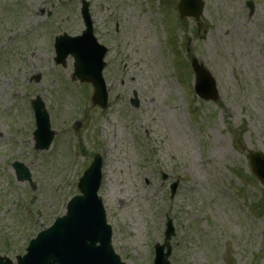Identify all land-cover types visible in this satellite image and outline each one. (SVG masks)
Wrapping results in <instances>:
<instances>
[{
  "label": "rangeland",
  "instance_id": "374dc122",
  "mask_svg": "<svg viewBox=\"0 0 264 264\" xmlns=\"http://www.w3.org/2000/svg\"><path fill=\"white\" fill-rule=\"evenodd\" d=\"M83 1L0 0V255L17 264L66 214L100 154V196L123 261L153 264L171 218V264H264V186L249 160L264 154V0H202L198 21L180 19L179 0H86L109 49L106 110L72 79V58L55 63V37L85 29ZM193 61L215 79L217 101L197 97ZM37 96L55 132L43 151ZM14 162L34 189L17 181Z\"/></svg>",
  "mask_w": 264,
  "mask_h": 264
},
{
  "label": "water",
  "instance_id": "95a60500",
  "mask_svg": "<svg viewBox=\"0 0 264 264\" xmlns=\"http://www.w3.org/2000/svg\"><path fill=\"white\" fill-rule=\"evenodd\" d=\"M251 10L253 5L250 4ZM179 13L181 19L194 18L199 20L204 10L202 0H180ZM82 16L86 30L80 37L67 35L57 40V62L65 65L69 55L75 60L74 79L92 83L95 89L93 101L103 108L108 104V93L102 72L106 49L98 44L93 32V23L89 5L83 2ZM196 74L195 91L205 100H218V91L214 78L199 63H193ZM138 105V100L134 102ZM35 110L37 131L35 138L37 149H49L55 133L51 131L50 115L40 98L32 102ZM254 175L264 185V155H250ZM18 178L21 181H31L28 169L15 164ZM103 159L97 155L91 167L85 172L79 182L82 196L74 197L68 204L67 216L59 218L55 225L41 233L37 240L31 242L29 254L18 258L20 264H123L111 246L112 229L107 225L103 202L98 197L102 184ZM167 180L168 176L163 175ZM179 183L172 185L174 196ZM176 235L173 221L168 219L165 243L156 247L154 264H170V241ZM167 247L168 252L164 253ZM0 264H12L8 258L0 257Z\"/></svg>",
  "mask_w": 264,
  "mask_h": 264
},
{
  "label": "flooded vegetation",
  "instance_id": "af4514ba",
  "mask_svg": "<svg viewBox=\"0 0 264 264\" xmlns=\"http://www.w3.org/2000/svg\"><path fill=\"white\" fill-rule=\"evenodd\" d=\"M54 1V0H53ZM48 16H51V14H48Z\"/></svg>",
  "mask_w": 264,
  "mask_h": 264
}]
</instances>
